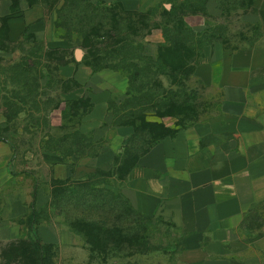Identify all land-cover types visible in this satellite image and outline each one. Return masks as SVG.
Listing matches in <instances>:
<instances>
[{
  "label": "rangeland",
  "instance_id": "374dc122",
  "mask_svg": "<svg viewBox=\"0 0 264 264\" xmlns=\"http://www.w3.org/2000/svg\"><path fill=\"white\" fill-rule=\"evenodd\" d=\"M38 2L45 4L49 15L56 14L58 5L54 4V0ZM183 4L185 0H166L151 13L134 14L131 17L134 22L133 40L144 46L149 55L156 56L161 44L159 41L165 42L167 24L172 19L175 20L172 14L178 9L179 17ZM11 5L12 8L18 7L19 3L11 1ZM103 7L112 12L117 11L114 6ZM118 14L127 18L120 12ZM188 19L200 34L197 41L203 48L190 55V59L186 58L188 61L184 60L182 66L180 60L185 51L180 48L181 51L176 55L178 65L174 67L180 73L160 76L157 79V90L161 93L154 97L163 102L158 111L125 121L118 118L123 113L121 107L131 98L129 83L128 86L113 87L96 78L90 80L85 76L79 79L78 70L89 69L94 72L86 64L89 55L82 49L79 36L74 35L71 46L62 48L67 50L66 54L53 51L57 48L34 35L21 36L18 30L0 40V142L12 146L10 160L12 159L13 171L16 175H21L20 179H24V184H36L38 188H45L48 194L53 193L56 180L51 175V157L63 159L70 165L76 163L77 158L80 159L76 155L62 156L54 152V149L71 152L74 139L79 140L77 133H83L81 124L88 117L87 113L96 101L103 98L109 99L110 112L106 126L112 131L111 136L96 141L91 133L86 135L100 145V154L109 150L112 145H118L121 153L116 155L110 171L102 170L105 172H98L101 169L90 167L91 158H84L83 164L87 166L83 173L86 175L81 180H87L94 186L101 185L114 192H121L120 188L128 173L136 167L140 159L133 152L136 148L144 155L159 140L183 129L202 125L220 114L218 91L205 87L202 79L197 78L196 71H199L201 77L208 78L213 63L215 69L220 70L221 65L217 62L224 53L264 49V0H257L254 6L243 10L225 9L220 0H213L204 10L188 16ZM105 29L108 30V26ZM42 44L49 52L44 50L35 57L30 56L29 53H36ZM78 51L81 53L80 58L77 57ZM28 63L31 64L32 77L24 78L20 68ZM185 63L189 67L185 68ZM65 64L68 65L64 68ZM171 68L174 69L169 65V69ZM71 76L73 79L69 78ZM25 79L27 84L23 83ZM163 92L173 94L175 103L172 101L168 104L169 101L166 104V99L161 96ZM135 97L138 94L133 93V98ZM136 103L138 102L133 101L132 105ZM79 107H85L88 111L85 112ZM115 114H119L117 119ZM125 134L128 137L124 140ZM68 136H74V139L61 141ZM12 174L15 176V173ZM76 179H70V184L74 185ZM58 193L59 197L63 195L60 190ZM128 202L134 211L131 212L129 206L118 207L122 214L121 223H118L119 214L115 208L109 209L103 216L110 225L121 224L126 229L121 234H108L109 245L113 248L119 247V251L91 252L80 238L78 245L86 247L90 253L84 264H184L183 236L175 223L163 215H144L129 200ZM67 211L63 206V211L51 210L44 217L50 224L67 226L68 219L65 217L71 218L74 215L63 213ZM94 214L91 219H95ZM246 226L264 232V207L251 214ZM16 242L9 240L7 233L0 236V264H37V251L33 245L25 242L19 248V245L15 246ZM47 248V259L43 264H81V258L76 253H69L62 247Z\"/></svg>",
  "mask_w": 264,
  "mask_h": 264
},
{
  "label": "crops",
  "instance_id": "0c3cea01",
  "mask_svg": "<svg viewBox=\"0 0 264 264\" xmlns=\"http://www.w3.org/2000/svg\"><path fill=\"white\" fill-rule=\"evenodd\" d=\"M93 1L119 5L125 12L148 13L166 0ZM17 9L20 19L13 17L11 25L19 35H34L55 48L71 46L57 38V15H49L46 6H30L24 0ZM15 13L11 1L3 0L0 28L3 19ZM217 63L220 70L211 64L208 78L199 71L196 76L205 87L218 91L220 114L159 140L138 160L120 190L142 214L163 215L175 223L183 236L184 264H264V232L246 226L251 214L264 207V49L226 52ZM77 76L103 80L113 87L129 83L124 75L109 69L99 73L81 69ZM108 100L96 101L81 124L82 132L91 133L96 141L108 139L112 133L106 126ZM127 137L123 135L124 140ZM120 153L119 146L112 145L90 159V167L110 171ZM12 154V146L0 142V236L7 233L16 242L30 234L18 221L30 215L34 203L37 210L46 207L51 195L40 186L34 199L36 184L26 185L16 175ZM51 158L52 179L85 177V159L77 158L70 165ZM31 237L43 246L78 254L81 264L90 256L86 247L78 245L80 237L65 225L40 223Z\"/></svg>",
  "mask_w": 264,
  "mask_h": 264
},
{
  "label": "trees",
  "instance_id": "16d2710c",
  "mask_svg": "<svg viewBox=\"0 0 264 264\" xmlns=\"http://www.w3.org/2000/svg\"><path fill=\"white\" fill-rule=\"evenodd\" d=\"M2 1L3 0H0V3ZM11 1L20 4V2L24 0ZM25 1L29 3L30 6L40 4L38 0ZM212 1L213 0H185V4L182 5V9L180 10V18L178 17V9L176 13L174 12L172 14L175 20L172 19L167 24L166 33L164 35L165 42L159 45L156 56L149 55L144 46L139 45L133 40L134 22L131 17L136 13L125 12L116 4L109 5L117 8L116 12H112L109 11L108 8L103 7L106 6V4H97L93 0H54V4L56 6L58 5L55 10L57 15L56 36L61 40L71 43L74 41V35L79 36L82 41V49L87 51L89 55V57L86 58L88 67L92 68L95 73L107 69L113 70L121 73L128 79L129 87L131 88L129 96L133 98V93H136L138 97L128 99L126 104L121 107L123 113L120 111L122 114L120 118H118L119 114H115L114 117L115 119L118 118L124 121L131 120L132 118L136 119V117L140 115L156 112L160 108L161 103H163L162 100L160 101L158 98L154 97L161 93L157 90L159 86L157 84V79L160 76H173V74L178 75L180 73L178 69L174 68L175 65H178L176 55L178 51H181L180 48H183L182 51H185V55H183L185 59L181 58L180 60L181 66L182 62H185L184 60L190 59V55L197 53L203 48L197 41L200 34L197 33L194 25L189 21L188 16L204 10ZM256 2L257 0H220L221 6L229 10L247 9L254 6ZM17 8H19V6L12 8L13 12H16L14 16L3 19V27L0 28V40H4L5 36L8 37L9 33L17 31L14 26L11 25V19H20V12ZM152 11L153 9L148 13ZM118 12L122 13V15L127 18L122 17ZM105 26H108L109 29L106 30ZM206 43L207 42H205V45L207 46L208 44ZM45 48L46 46L42 44L36 50V53L29 54L35 57L39 52L46 50ZM21 50L23 52L25 51L23 48H21ZM53 51L63 52L64 54L67 52V50L62 48H57ZM45 52L49 51L46 50ZM57 63L60 64V62ZM187 64L185 63L183 66L185 68L189 67ZM66 65L68 64H65L64 68ZM169 65L174 68H171L172 71L169 69ZM20 69H22V76L24 78L32 77L31 64H25L24 68L21 67ZM69 78L73 79V76ZM23 83L27 84V79H25ZM172 95L163 92L161 96L166 99V104L169 101L168 104H171L172 101L175 103ZM133 101L138 103L132 105ZM93 107L94 105H92L87 115L91 113ZM79 108L85 112L88 111L85 107ZM73 137L74 136H68L61 141L64 142L69 139H74ZM76 137H78L79 140L76 141L74 139V148L70 153H67L63 149H54V152H58L62 156L76 155L81 159H92L100 155V145L95 144L93 138L81 132L77 133ZM153 146L148 148L145 154L149 152ZM137 150L136 148L133 152H135L139 158L145 155ZM98 172L105 171L99 170ZM69 181L70 180L55 181L50 203L41 210H37L34 203L30 215L26 219L24 218L18 221L21 225L29 229L30 234L28 238L25 237L17 241L15 246L19 245L18 247L21 248L20 244L30 242L37 251V264H43L47 259V247L49 246H43L39 240L34 241L31 237L32 231L35 226L40 223L50 224L44 217L45 214L51 210L63 211V206L68 210L63 213L74 214L71 218L70 216L65 217L68 219L67 226L75 235L85 242L91 252L103 253L104 251H119V247L113 248L109 245L110 239L108 237L118 232L121 234L126 229L121 224L114 226L110 225L109 221L103 218V216L109 209L114 210L115 208L118 210L119 214L117 216L118 223H121L122 214L119 213L120 208L118 207L129 206V208H127L131 212L134 211L127 198L124 197L121 192L106 190L101 187V185L94 186L88 183L87 180H74V185H71ZM59 190L63 194L61 197H59ZM37 193L38 186L36 185L34 194L35 200L37 198ZM93 214L95 219H91ZM139 217L142 216L139 215Z\"/></svg>",
  "mask_w": 264,
  "mask_h": 264
},
{
  "label": "water",
  "instance_id": "95a60500",
  "mask_svg": "<svg viewBox=\"0 0 264 264\" xmlns=\"http://www.w3.org/2000/svg\"><path fill=\"white\" fill-rule=\"evenodd\" d=\"M80 56H81V53L78 51L77 52V57L80 58Z\"/></svg>",
  "mask_w": 264,
  "mask_h": 264
}]
</instances>
